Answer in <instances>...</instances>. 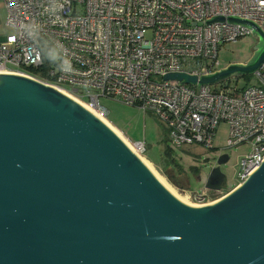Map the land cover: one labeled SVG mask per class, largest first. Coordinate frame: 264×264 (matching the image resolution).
Segmentation results:
<instances>
[{"label":"water","instance_id":"obj_1","mask_svg":"<svg viewBox=\"0 0 264 264\" xmlns=\"http://www.w3.org/2000/svg\"><path fill=\"white\" fill-rule=\"evenodd\" d=\"M247 63L165 81L216 86L264 65V31ZM219 157L206 188L228 192ZM201 180V178H200ZM0 264H264V160L202 206L181 200L110 125L39 79L0 74Z\"/></svg>","mask_w":264,"mask_h":264},{"label":"built area","instance_id":"obj_2","mask_svg":"<svg viewBox=\"0 0 264 264\" xmlns=\"http://www.w3.org/2000/svg\"><path fill=\"white\" fill-rule=\"evenodd\" d=\"M11 35H0V74H20L61 90L108 120L101 99L153 112L173 146L214 150L221 122L229 149L250 145L235 175L245 183L264 160V65L243 90L165 81L168 73L202 77L220 70V48L252 37L242 25L213 23L239 16L264 31V0H3ZM70 61L61 71V60ZM132 148L142 157L145 141ZM223 192L191 194L202 206Z\"/></svg>","mask_w":264,"mask_h":264},{"label":"rangeland","instance_id":"obj_3","mask_svg":"<svg viewBox=\"0 0 264 264\" xmlns=\"http://www.w3.org/2000/svg\"><path fill=\"white\" fill-rule=\"evenodd\" d=\"M3 2L0 0V35L7 36L13 34L14 30L7 26V10ZM256 44L257 40L252 36L237 44L221 47L219 52L220 70L234 63H247L253 56V48ZM255 85H257L256 77L250 76L249 78L229 79L213 86V89L243 90ZM101 105L108 113L107 121L111 127L128 144L133 146L138 141L146 142L147 152L142 157L179 196L186 198L190 204L194 205L191 194L213 193V191L207 190L206 183L211 170L217 165L219 157L223 154L230 156V160L222 167V171L226 175L225 186L228 192L238 187L235 175L241 159L251 151V147L244 145L229 149L227 142L230 127L226 122H221L217 128L213 141L214 150L207 149L202 145L178 149L169 139L168 128L153 112L110 99H101ZM168 148L172 151L171 157L176 162L175 164H172L169 158H167L169 161L166 160L165 150ZM168 164L170 166H167ZM228 192H225V195Z\"/></svg>","mask_w":264,"mask_h":264},{"label":"bare ground","instance_id":"obj_4","mask_svg":"<svg viewBox=\"0 0 264 264\" xmlns=\"http://www.w3.org/2000/svg\"><path fill=\"white\" fill-rule=\"evenodd\" d=\"M102 118V117H101ZM108 125L109 122L107 121V119L105 118H102ZM111 126V125H110ZM115 130V129H114ZM116 131V130H115ZM117 132V131H116ZM118 133V132H117ZM119 134V133H118ZM120 135V134H119ZM121 136V135H120ZM129 146L132 148V146L129 144ZM133 149V148H132ZM134 150V149H133ZM135 151V150H134ZM143 158V157H142ZM144 162L155 172V174L161 179V181H163V183H165V185H167V187H169V189H171V191H173V193H175V195H177L181 200L185 201L186 203H189L188 200L184 197H181L179 196V194H177V192L172 188L170 187L166 182H165V179H163L154 169L153 167L151 166V164L145 159L143 158ZM190 204V203H189ZM192 205V204H191Z\"/></svg>","mask_w":264,"mask_h":264},{"label":"trees","instance_id":"obj_5","mask_svg":"<svg viewBox=\"0 0 264 264\" xmlns=\"http://www.w3.org/2000/svg\"><path fill=\"white\" fill-rule=\"evenodd\" d=\"M32 74H33L34 76H37L39 79H43V76L41 75V73H40L39 70H34V71L32 72ZM247 78H249V77H247ZM165 152H166V155H165L166 160H167V158H169V159H170V162H171L172 164H175L176 162H175V161L172 159V157H171V153H172L171 149L168 148L167 150H165ZM169 159H168L167 161H169ZM167 161H166V162H167ZM167 166H170V164H168Z\"/></svg>","mask_w":264,"mask_h":264},{"label":"clouds","instance_id":"obj_6","mask_svg":"<svg viewBox=\"0 0 264 264\" xmlns=\"http://www.w3.org/2000/svg\"><path fill=\"white\" fill-rule=\"evenodd\" d=\"M52 55H53L55 58L61 60V65H60V70H61V71L68 70V69L66 68V65L70 66V61H69V60H67V59H62L60 56L55 55V54H52Z\"/></svg>","mask_w":264,"mask_h":264},{"label":"flooded vegetation","instance_id":"obj_7","mask_svg":"<svg viewBox=\"0 0 264 264\" xmlns=\"http://www.w3.org/2000/svg\"><path fill=\"white\" fill-rule=\"evenodd\" d=\"M224 155V154H223ZM222 156V155H221Z\"/></svg>","mask_w":264,"mask_h":264}]
</instances>
